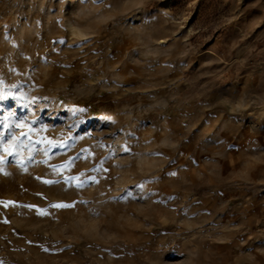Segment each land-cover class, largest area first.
I'll return each mask as SVG.
<instances>
[{
    "label": "rangeland",
    "instance_id": "1",
    "mask_svg": "<svg viewBox=\"0 0 264 264\" xmlns=\"http://www.w3.org/2000/svg\"><path fill=\"white\" fill-rule=\"evenodd\" d=\"M0 132V264H264V0H0Z\"/></svg>",
    "mask_w": 264,
    "mask_h": 264
},
{
    "label": "snow or ice",
    "instance_id": "2",
    "mask_svg": "<svg viewBox=\"0 0 264 264\" xmlns=\"http://www.w3.org/2000/svg\"><path fill=\"white\" fill-rule=\"evenodd\" d=\"M2 127L3 128H5V129H7L8 128V124H6V123H4L3 125H2ZM17 127H23V125H17ZM3 133L2 132H0V139H2L3 138ZM13 139H16V137L13 135V137H12ZM9 149H8V147H6L5 148V151L7 152ZM78 186H80V185H78ZM54 207H67L68 205H61V204H57V205H53ZM40 214H45V213H43V212H41Z\"/></svg>",
    "mask_w": 264,
    "mask_h": 264
}]
</instances>
